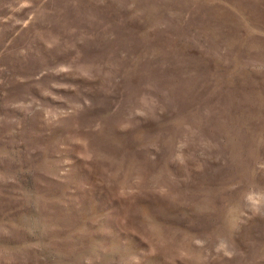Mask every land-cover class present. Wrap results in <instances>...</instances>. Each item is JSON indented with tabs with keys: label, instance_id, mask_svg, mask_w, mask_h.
Here are the masks:
<instances>
[{
	"label": "rangeland",
	"instance_id": "rangeland-1",
	"mask_svg": "<svg viewBox=\"0 0 264 264\" xmlns=\"http://www.w3.org/2000/svg\"><path fill=\"white\" fill-rule=\"evenodd\" d=\"M0 264H264V0H0Z\"/></svg>",
	"mask_w": 264,
	"mask_h": 264
}]
</instances>
